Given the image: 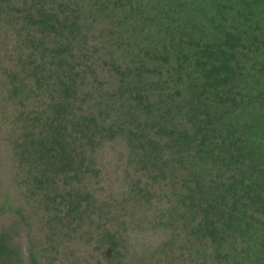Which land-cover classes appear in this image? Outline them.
Segmentation results:
<instances>
[{
	"label": "trees",
	"instance_id": "1",
	"mask_svg": "<svg viewBox=\"0 0 264 264\" xmlns=\"http://www.w3.org/2000/svg\"><path fill=\"white\" fill-rule=\"evenodd\" d=\"M0 264H264V0H0Z\"/></svg>",
	"mask_w": 264,
	"mask_h": 264
}]
</instances>
